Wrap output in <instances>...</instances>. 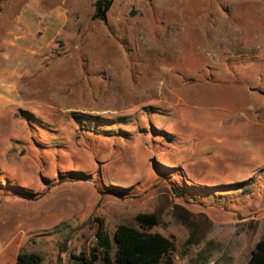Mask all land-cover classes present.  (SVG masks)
<instances>
[{
	"label": "rangeland",
	"instance_id": "rangeland-1",
	"mask_svg": "<svg viewBox=\"0 0 264 264\" xmlns=\"http://www.w3.org/2000/svg\"><path fill=\"white\" fill-rule=\"evenodd\" d=\"M41 1L90 23L0 107V264H67L101 222L114 249L141 212L174 264H247L264 235V0H115L104 20L95 0Z\"/></svg>",
	"mask_w": 264,
	"mask_h": 264
},
{
	"label": "crops",
	"instance_id": "crops-1",
	"mask_svg": "<svg viewBox=\"0 0 264 264\" xmlns=\"http://www.w3.org/2000/svg\"><path fill=\"white\" fill-rule=\"evenodd\" d=\"M41 2L32 0L31 7L12 13L0 11L3 29L0 35V107L15 103L20 97L21 84L36 82L33 77L45 72V67L41 66L43 61L62 57V49L71 35L77 34L79 29L87 30L90 23L89 20L79 21L82 14L79 10L70 14L68 10L48 7L40 12ZM67 29L71 31L66 33Z\"/></svg>",
	"mask_w": 264,
	"mask_h": 264
},
{
	"label": "trees",
	"instance_id": "trees-1",
	"mask_svg": "<svg viewBox=\"0 0 264 264\" xmlns=\"http://www.w3.org/2000/svg\"><path fill=\"white\" fill-rule=\"evenodd\" d=\"M113 0H95L93 19L104 20ZM139 228L128 224L117 225L113 239L114 249L99 223L96 244L88 254L74 256L67 264H174L171 238L151 229L159 223L154 212L138 213L135 216ZM41 256L35 252H19L15 264H40ZM206 264V262H200ZM247 264H264V235L255 243Z\"/></svg>",
	"mask_w": 264,
	"mask_h": 264
}]
</instances>
